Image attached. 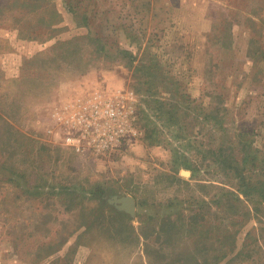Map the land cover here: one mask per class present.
<instances>
[{"label":"rangeland","instance_id":"obj_1","mask_svg":"<svg viewBox=\"0 0 264 264\" xmlns=\"http://www.w3.org/2000/svg\"><path fill=\"white\" fill-rule=\"evenodd\" d=\"M0 264H264V0H0Z\"/></svg>","mask_w":264,"mask_h":264},{"label":"built area","instance_id":"obj_2","mask_svg":"<svg viewBox=\"0 0 264 264\" xmlns=\"http://www.w3.org/2000/svg\"><path fill=\"white\" fill-rule=\"evenodd\" d=\"M78 123L82 127L81 136L83 138L90 137L93 141L99 142V147L103 150L119 142L130 127L122 120V112L112 104L106 106L99 103L94 104L90 113L83 114ZM68 142L73 143L78 150H81V139L69 137Z\"/></svg>","mask_w":264,"mask_h":264},{"label":"water","instance_id":"obj_3","mask_svg":"<svg viewBox=\"0 0 264 264\" xmlns=\"http://www.w3.org/2000/svg\"><path fill=\"white\" fill-rule=\"evenodd\" d=\"M114 201L119 205L118 207L120 210H125L131 214H135L136 200L133 197H115Z\"/></svg>","mask_w":264,"mask_h":264},{"label":"crops","instance_id":"obj_4","mask_svg":"<svg viewBox=\"0 0 264 264\" xmlns=\"http://www.w3.org/2000/svg\"><path fill=\"white\" fill-rule=\"evenodd\" d=\"M135 199V198H134Z\"/></svg>","mask_w":264,"mask_h":264}]
</instances>
